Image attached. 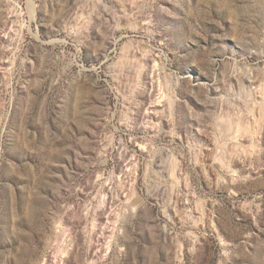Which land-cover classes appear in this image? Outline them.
Wrapping results in <instances>:
<instances>
[{
	"label": "rangeland",
	"instance_id": "374dc122",
	"mask_svg": "<svg viewBox=\"0 0 264 264\" xmlns=\"http://www.w3.org/2000/svg\"><path fill=\"white\" fill-rule=\"evenodd\" d=\"M263 99L264 0H0V264H264Z\"/></svg>",
	"mask_w": 264,
	"mask_h": 264
},
{
	"label": "bare ground",
	"instance_id": "6f19581e",
	"mask_svg": "<svg viewBox=\"0 0 264 264\" xmlns=\"http://www.w3.org/2000/svg\"><path fill=\"white\" fill-rule=\"evenodd\" d=\"M171 105V104H170ZM260 110H261V112H260V115H261V119L264 117V99L260 102ZM253 110V109H252ZM254 116H255V119H256V115H255V112H254ZM257 118H258V116H257ZM258 121H260V119L258 118ZM232 124H233V122H232ZM238 124V123H237ZM247 124V123H246ZM228 125V124H227ZM229 125H230V123H229ZM239 125H241L240 126V128L238 129V131H241V129L243 130V127L245 126L243 123H241V124H239ZM244 130H247V128H245ZM261 130V129H260ZM251 131V130H250ZM263 131V130H262ZM248 132V131H247ZM244 133H245V131H244ZM259 134L261 133V132H258ZM228 134V133H227ZM243 134V133H242ZM241 135V134H240ZM262 135H264V132H262ZM236 137V136H235Z\"/></svg>",
	"mask_w": 264,
	"mask_h": 264
}]
</instances>
